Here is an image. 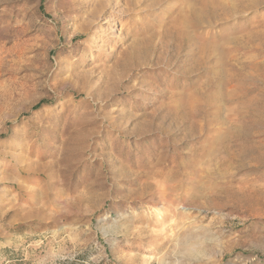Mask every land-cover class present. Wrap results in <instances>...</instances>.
I'll return each instance as SVG.
<instances>
[{
    "label": "rangeland",
    "instance_id": "rangeland-1",
    "mask_svg": "<svg viewBox=\"0 0 264 264\" xmlns=\"http://www.w3.org/2000/svg\"><path fill=\"white\" fill-rule=\"evenodd\" d=\"M234 2L0 0V264H264V0Z\"/></svg>",
    "mask_w": 264,
    "mask_h": 264
},
{
    "label": "bare ground",
    "instance_id": "bare-ground-1",
    "mask_svg": "<svg viewBox=\"0 0 264 264\" xmlns=\"http://www.w3.org/2000/svg\"><path fill=\"white\" fill-rule=\"evenodd\" d=\"M151 1H152V4L155 5V4H158V2L160 3L163 0H151ZM231 1H232V3H231ZM231 1L229 2L230 5L229 4L226 5L221 0H183L182 6L185 8V12H184V10L182 11V9H180V10L178 9L177 14H176V20L182 24L181 26L183 28H185V27H189V28L192 27L191 29H193V28L197 29V27L202 28L201 25L204 22H208V23H209V21L215 22V20L217 22V20L223 19L226 16L234 14L236 11H238L239 10V2H237V3L234 2V3H236L234 5L233 4L234 0H231ZM238 1H240V0H238ZM131 2L132 1H130L129 3H131ZM127 3H128V1H127ZM172 22H174V20H172ZM172 25H174V24H172ZM174 27L176 28V26H174ZM173 29H171V30H173ZM178 29H177V31H178ZM194 30L195 29H193V31ZM174 35H175V33H174ZM187 35H189V34H186V36ZM170 38L174 39V36H172V34H170ZM140 55H141V52L134 50L132 52V54L130 55V60L137 61L138 57Z\"/></svg>",
    "mask_w": 264,
    "mask_h": 264
}]
</instances>
